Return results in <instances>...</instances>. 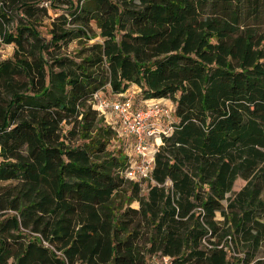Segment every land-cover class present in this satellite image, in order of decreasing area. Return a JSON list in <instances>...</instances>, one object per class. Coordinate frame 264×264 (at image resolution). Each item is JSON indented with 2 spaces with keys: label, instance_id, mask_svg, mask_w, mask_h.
<instances>
[{
  "label": "trees",
  "instance_id": "16d2710c",
  "mask_svg": "<svg viewBox=\"0 0 264 264\" xmlns=\"http://www.w3.org/2000/svg\"><path fill=\"white\" fill-rule=\"evenodd\" d=\"M0 46V264H264V0H0ZM128 87L173 104L139 181Z\"/></svg>",
  "mask_w": 264,
  "mask_h": 264
},
{
  "label": "built area",
  "instance_id": "2783aa9c",
  "mask_svg": "<svg viewBox=\"0 0 264 264\" xmlns=\"http://www.w3.org/2000/svg\"><path fill=\"white\" fill-rule=\"evenodd\" d=\"M0 47L11 51L9 46ZM126 92L107 98L102 90H98L92 94L88 103L103 123L114 129L117 138L125 144L123 151L127 157V166L121 172L122 177L128 181H139L149 176L161 135L171 131L173 104L168 106L166 102L169 100L163 99L134 104L133 98L125 95ZM154 260L171 264L169 258L164 256L154 257Z\"/></svg>",
  "mask_w": 264,
  "mask_h": 264
},
{
  "label": "rangeland",
  "instance_id": "374dc122",
  "mask_svg": "<svg viewBox=\"0 0 264 264\" xmlns=\"http://www.w3.org/2000/svg\"><path fill=\"white\" fill-rule=\"evenodd\" d=\"M62 4H60V3H58V6H61ZM49 15H50V12L48 13ZM43 24V27H45L46 25H47V21L46 20H44L43 22H42ZM39 29H40V31L42 32L43 31V28H42V26L41 27H39ZM43 33V32H42ZM98 40V38L97 37H95V38H93L92 40H90V43L91 42H93V41H97ZM75 49V44L73 43V44H70V45H68V47H67V49H65V51L66 52H71V51H73ZM10 53H11V51H10V49L9 48H3V47H0V59L2 58V57H8L9 55H10ZM127 91V92H126ZM125 92V95H129V96H131L132 98H133V101H134V104H137V102H136V100H137V98H136V95H137V91H136V89H134L133 87H128V89L126 90ZM109 91L108 90H105V91H103V94L107 97V98H110V95H109V93H108ZM166 104L168 105V106H171L172 105V102L171 101H167L166 102ZM241 185V182H236V184H235V187L234 188H237V187H239ZM144 186V185H143ZM136 206V203H132L131 204V207H135ZM44 245H46L44 242H42ZM150 264H162L160 261H158V260H154V261H152Z\"/></svg>",
  "mask_w": 264,
  "mask_h": 264
}]
</instances>
